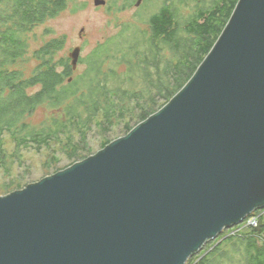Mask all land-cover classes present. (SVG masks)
Here are the masks:
<instances>
[{
  "label": "water",
  "instance_id": "1",
  "mask_svg": "<svg viewBox=\"0 0 264 264\" xmlns=\"http://www.w3.org/2000/svg\"><path fill=\"white\" fill-rule=\"evenodd\" d=\"M79 52L68 56L73 69ZM263 208L264 0H238L158 110L94 154L0 195V264H187Z\"/></svg>",
  "mask_w": 264,
  "mask_h": 264
},
{
  "label": "trees",
  "instance_id": "2",
  "mask_svg": "<svg viewBox=\"0 0 264 264\" xmlns=\"http://www.w3.org/2000/svg\"><path fill=\"white\" fill-rule=\"evenodd\" d=\"M237 1L195 0L190 13L183 17L179 13L182 0H145L143 9L147 6L152 11L144 12L147 18L141 19L144 15L139 13L135 22L118 25L115 34L80 59L86 73L65 83L72 66L70 57L57 58L63 38L50 39L31 51L30 35L43 21L80 5L74 0H0V169L9 173L22 147L32 143L46 146L61 135L70 138L73 129L84 132V125L100 110L109 121L126 114L138 116L140 121L147 118L159 102L166 103L192 76ZM129 3L126 0L122 5ZM29 61L36 63L26 74ZM121 65L126 67L123 74L118 72ZM88 75L89 84L81 88ZM39 108L49 112L47 122L32 124L29 118ZM133 127L127 125V132ZM4 134L15 144L10 154L3 145ZM69 151L70 157L78 156L75 148ZM15 182L10 179L4 188L9 191ZM257 211L256 227L236 236L222 232L217 241L207 242L206 253L195 264H220L232 255L229 249L235 253L242 249L244 264H264V208ZM194 259L192 255L187 264Z\"/></svg>",
  "mask_w": 264,
  "mask_h": 264
},
{
  "label": "rangeland",
  "instance_id": "3",
  "mask_svg": "<svg viewBox=\"0 0 264 264\" xmlns=\"http://www.w3.org/2000/svg\"><path fill=\"white\" fill-rule=\"evenodd\" d=\"M102 1H104V3L95 4V0H74L75 3L80 5L79 8L74 10L71 7H67L57 16L43 21V23L37 26L30 35V50L34 51L50 39L58 37L63 38L64 45L58 52L57 58L68 57L74 48L80 47L76 66L74 69L72 68L71 73L68 75L72 79H77L81 74L86 73V65L80 61L81 58L87 56L92 49L106 37L115 34L119 30L121 24L135 22L139 13H143L139 15H144L141 19H145L147 18V14H144V12H152L147 7L143 9L144 5H146L144 2L145 0H142L138 7L135 6L136 0H128L130 1L128 7H123V0ZM182 1L183 3L179 4V13L181 16L185 17L190 13L191 6H194L195 0ZM113 3H116L115 8L113 7ZM141 26L144 29L147 27L145 22H143ZM35 63V61H29L27 63L28 67L25 69L26 74L29 73ZM125 70L126 67L124 65L118 68L120 74H123ZM68 76H66V79ZM89 79H91L89 75L85 76L80 87L83 88L87 86L89 81L86 80ZM109 82L113 85L116 83V81L113 80ZM65 83H67V80ZM122 85L127 86V84L124 83ZM163 103H165V101L159 102L153 110H158L160 105H164ZM133 106V103H131V107ZM138 112L139 110L136 109L134 114L137 115ZM48 114L49 112L45 108H39L34 115L29 118V121L32 124L45 123L47 122L45 120L49 116ZM92 118V121L84 125V132H81L82 129L71 130L69 133L70 138L61 135L57 140H50L49 144L46 146L37 147V145L32 143L27 147L20 148L16 156L19 157H15L14 166H12L9 173L4 174L3 169H0V195H6L11 191L21 189L29 183L38 181L47 175H51L68 167L74 161L84 159L94 154L103 147V143L106 141H112L117 137L125 135L127 133V125L135 126L136 123L140 121L138 116L130 118L127 114L125 118L123 117L120 119L116 116L109 121L105 119L106 117L102 110L98 111L96 116ZM3 140L4 148L8 154L15 151V144L7 134L3 136ZM72 147L77 150V157H70L69 150ZM10 179H15L17 182L13 183V186L7 191L4 186ZM233 228L237 229L238 226L229 229ZM250 228H243L241 231L235 230L233 232L234 234L231 235L236 236L237 234H244ZM221 234H219V236H221ZM218 237L213 241H217L219 239ZM261 241L262 240H259L257 242L258 245H260ZM205 251L206 245H204L199 252L194 254L195 259L192 260L190 264L198 262L199 257L206 253ZM238 251V253H235L234 250L229 249L228 252L232 255L224 259L220 264H244V251H242V249H238Z\"/></svg>",
  "mask_w": 264,
  "mask_h": 264
},
{
  "label": "built area",
  "instance_id": "4",
  "mask_svg": "<svg viewBox=\"0 0 264 264\" xmlns=\"http://www.w3.org/2000/svg\"><path fill=\"white\" fill-rule=\"evenodd\" d=\"M258 217H259V214L257 213V210H255L254 212H252L250 215H248L239 225H238V228L235 229H229L230 230V234H234L233 232L235 230H243V228H250L252 226H256L257 223H258ZM238 231V232H239Z\"/></svg>",
  "mask_w": 264,
  "mask_h": 264
},
{
  "label": "flooded vegetation",
  "instance_id": "5",
  "mask_svg": "<svg viewBox=\"0 0 264 264\" xmlns=\"http://www.w3.org/2000/svg\"><path fill=\"white\" fill-rule=\"evenodd\" d=\"M136 1H137V0H136ZM141 1H142V0H141ZM69 80H70V81L72 80V78H71L70 76H68V78H67V81H68V82H70ZM81 160H82V159H81ZM78 161H80V160H78ZM75 162H77V161H74L73 163H75ZM73 163H72V164H73ZM223 232L228 233L226 236L231 235V234L229 233L230 230H228V231L224 230Z\"/></svg>",
  "mask_w": 264,
  "mask_h": 264
},
{
  "label": "bare ground",
  "instance_id": "6",
  "mask_svg": "<svg viewBox=\"0 0 264 264\" xmlns=\"http://www.w3.org/2000/svg\"><path fill=\"white\" fill-rule=\"evenodd\" d=\"M123 1H125V0H123ZM144 2H145V1H144ZM127 7H128V6H127ZM127 7H126V8H127ZM146 7H147V6H146ZM114 8H115V7H114ZM117 9H118V8H117ZM111 11H112V10H111ZM110 13H111V12H110ZM115 13H116V12H115ZM158 58H159V57H158ZM73 77H74V76H73ZM66 80H67V79H66ZM69 81H70V80H69ZM62 128H63V127H62ZM66 132H67V131H66ZM4 135H5V134H4Z\"/></svg>",
  "mask_w": 264,
  "mask_h": 264
},
{
  "label": "clouds",
  "instance_id": "7",
  "mask_svg": "<svg viewBox=\"0 0 264 264\" xmlns=\"http://www.w3.org/2000/svg\"><path fill=\"white\" fill-rule=\"evenodd\" d=\"M238 226V225H237ZM225 230H229V229H225ZM224 231V230H223Z\"/></svg>",
  "mask_w": 264,
  "mask_h": 264
}]
</instances>
